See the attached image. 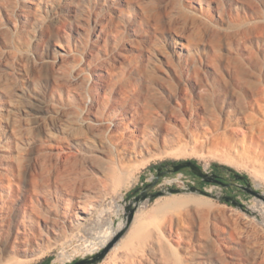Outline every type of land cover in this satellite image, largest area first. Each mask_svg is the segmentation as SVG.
Segmentation results:
<instances>
[{"label": "rangeland", "instance_id": "374dc122", "mask_svg": "<svg viewBox=\"0 0 264 264\" xmlns=\"http://www.w3.org/2000/svg\"><path fill=\"white\" fill-rule=\"evenodd\" d=\"M34 95L39 117L22 110ZM1 106L0 217L24 231L18 214L32 205L65 215L60 236L35 227L31 242L0 239V264H68L107 247L99 264H264V199L239 185L241 206L222 202L221 184H203L217 197L182 181L169 192L180 175L202 186L171 172L129 222L165 160L225 163L264 193V0H0ZM135 125L147 135L137 143ZM106 218L125 225L97 251Z\"/></svg>", "mask_w": 264, "mask_h": 264}, {"label": "bare ground", "instance_id": "6f19581e", "mask_svg": "<svg viewBox=\"0 0 264 264\" xmlns=\"http://www.w3.org/2000/svg\"><path fill=\"white\" fill-rule=\"evenodd\" d=\"M32 3H35V2L33 1ZM81 23H83V22H81ZM77 25H78V23H77ZM80 25H82V24H80ZM32 98L33 99L26 100V102L24 104V108L22 110L25 111L28 114L37 115L39 117V116H41L42 114H44L47 111V107L44 106L41 103L40 95L39 96L38 95H34V96H32ZM4 110H8V108L7 107H4V106H1L0 107V111H4ZM40 124L45 129H49L50 125L52 127L55 126V124H50V123H49V126L47 124H45V123H42V122ZM59 128H61V127H59ZM93 131H94V129H93ZM52 133L53 132H51V130H47V134L48 135L51 136ZM86 134H88V133H86ZM87 136H86V139H87L86 142H88V143L93 142L94 139L92 140V138L91 139L90 138H87ZM146 136H147L146 133L143 131V129H142V127L140 125H135L134 128H133V130L131 131V137H132V141L134 143L139 142L141 137L146 138ZM101 152L104 153L103 150ZM121 166H122V164L120 162L115 161V162L112 163V165H110V169H111L112 173H115L116 174V173L119 172ZM171 204H172L171 201H167L165 203V207L166 206H169L170 207ZM118 206L119 205H117V210H118ZM96 208L97 207H96L95 203H93V202H90V203H82V204L80 203V205L78 206V209L80 211V216L77 217L78 222L75 223V224L73 223L72 226L75 227L76 224L81 223V222H85L87 220V218H88L87 216L90 215V214H92L95 211ZM52 210H53L54 214L51 215V214H47V212L45 213L39 206L32 205L31 211L33 213H36L37 216H38V218H35L32 215L33 213L30 212V210H27V209L21 210V212L18 215H22L23 218H28V220H27L28 223L26 225L23 224L24 227H25L24 231L23 230H20L18 228V226H16V223H14V221L12 223H10V225H8L7 222H6V220L4 219V217H0V239L5 240V241H9V240L13 239L14 242H22V241L31 242L32 241V235L31 234H33L34 236H36V233L33 232L34 231L33 229L35 227H38V228L44 227V229H45L46 232L53 231L55 233V235L60 236L62 234V232H61L58 224L60 223V221L62 222V219L61 218L65 214L62 213V212H60L58 209H55L54 210V208H49V211L48 212H50ZM106 219L108 220L107 229L108 228L111 229V227L114 225V222H113L112 219H108V218H106ZM20 221L21 220H19V223H20ZM22 221H25V220L22 219ZM17 223H18V220H17ZM134 224H135V227H134V235H136V236L141 235L142 229L144 228L143 214H137L136 215L135 220H134ZM124 225H125V223L123 221L120 224H117V226L113 227L111 229V231L109 232L108 236H106V238L104 237L105 239L100 244V247H98V249L96 248L97 251L100 250L102 247L106 246L109 242H111L116 237L117 233L121 230V228ZM14 229L16 231L15 234H13ZM26 231H28V232H26ZM22 237H23L24 240L22 239ZM172 238H174L175 240L178 239V238H175L174 236ZM121 246H123V243L122 242H117L116 246L113 248L114 249L113 256L116 255V251ZM193 256L197 257V255H193ZM198 258H199V260L197 261L198 263H207V256L206 255H201L200 254L198 256Z\"/></svg>", "mask_w": 264, "mask_h": 264}, {"label": "water", "instance_id": "95a60500", "mask_svg": "<svg viewBox=\"0 0 264 264\" xmlns=\"http://www.w3.org/2000/svg\"><path fill=\"white\" fill-rule=\"evenodd\" d=\"M164 167H165V169L163 170ZM184 168H189L195 176L202 178L207 183L221 184V180L216 173H214L212 171H208L203 166H201L199 163H195V162L190 161V160L184 159V160L177 162V163L159 164L158 167L156 168L155 179L150 180V182H148L145 186L141 187L139 194L134 199V203L129 205V209H130L129 222L132 220L134 212H135V210L138 206V203L140 201H143L148 197L155 198L158 195H162L164 193V191H162V190L158 191V192H154V193L150 192V189L158 184L161 177H164L166 174H168L170 172L177 173ZM241 177H242L241 174L235 176L236 179H240ZM240 187L244 191H246L250 194H254L255 196H258V197L264 199V193L259 191L258 189H256L252 185L251 182H248L247 184H244V185H240ZM136 190H138V188H136L135 191ZM167 190L169 192H176L180 189L168 187ZM187 190L197 191V192L202 193V194L217 197L216 195L211 194L209 191H207L205 189L198 188L195 185L188 186ZM220 198L222 200L232 201L234 204L239 205V206L242 205V203L239 200L232 199L229 196H225V194ZM109 249H110V247H107V248H105V249H103L97 253L92 254L89 257L76 260L72 264H99L107 255Z\"/></svg>", "mask_w": 264, "mask_h": 264}, {"label": "trees", "instance_id": "16d2710c", "mask_svg": "<svg viewBox=\"0 0 264 264\" xmlns=\"http://www.w3.org/2000/svg\"><path fill=\"white\" fill-rule=\"evenodd\" d=\"M184 159H180V160H165L163 161V163H177L180 162ZM186 160H190L193 161L195 163H198V161L196 159H186ZM159 164L155 165V168L158 167ZM184 170H189L190 174L193 175L195 178H199L200 180V184L202 186H196L198 188L203 189V184H207V182H205L202 178L195 176L191 170L189 168H184L182 170H180L179 172H182ZM211 171L216 173L218 175V177L221 180V185L225 187V196H229L232 199H237V196L234 195V193L239 190L237 188H235L236 185H244L247 184L248 182H251V179L249 177V175L245 174V173H240L238 172L234 167H232L231 165L225 164V163H220V162H213L211 164ZM241 174V178L240 179H236L235 176ZM136 188L132 189L130 191V194H132L135 191ZM222 202L227 203V204H231L233 203L232 201H226L223 200ZM52 260V257L48 256L46 257L43 261L35 263V264H50Z\"/></svg>", "mask_w": 264, "mask_h": 264}, {"label": "built area", "instance_id": "2783aa9c", "mask_svg": "<svg viewBox=\"0 0 264 264\" xmlns=\"http://www.w3.org/2000/svg\"><path fill=\"white\" fill-rule=\"evenodd\" d=\"M179 173V172H177ZM183 177V175H180L179 177H171L170 179H168L166 181V187H170L172 185H174L175 183H177L178 181H182L183 184H185V186H190V185H195L196 181L192 180V179H181ZM195 178V177H194Z\"/></svg>", "mask_w": 264, "mask_h": 264}, {"label": "flooded vegetation", "instance_id": "af4514ba", "mask_svg": "<svg viewBox=\"0 0 264 264\" xmlns=\"http://www.w3.org/2000/svg\"><path fill=\"white\" fill-rule=\"evenodd\" d=\"M160 164H170V163H165V162L163 163V162H162V163H160ZM164 169H165V167L163 168V170H164ZM170 173H171V172H170ZM168 174H169V173H168ZM73 262H74V261H73ZM73 262L68 263V264H72Z\"/></svg>", "mask_w": 264, "mask_h": 264}]
</instances>
